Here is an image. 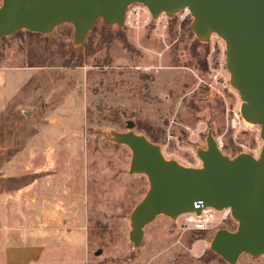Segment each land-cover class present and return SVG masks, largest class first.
<instances>
[{"label": "rangeland", "instance_id": "rangeland-1", "mask_svg": "<svg viewBox=\"0 0 264 264\" xmlns=\"http://www.w3.org/2000/svg\"><path fill=\"white\" fill-rule=\"evenodd\" d=\"M192 23L182 12L153 19L135 4L124 27L100 19L78 46L71 24L0 42V242L8 230L15 243L25 229L43 228L40 213L57 199L88 193L89 264H228L210 249L218 230L196 232L181 217H158L135 248L130 217L150 185L129 173L133 153L113 136L133 123L186 167L202 165L197 152L210 131L230 158H259L260 127L233 125L242 100L230 84L225 42L199 41ZM237 264H264V255L243 254Z\"/></svg>", "mask_w": 264, "mask_h": 264}, {"label": "water", "instance_id": "water-1", "mask_svg": "<svg viewBox=\"0 0 264 264\" xmlns=\"http://www.w3.org/2000/svg\"><path fill=\"white\" fill-rule=\"evenodd\" d=\"M135 4L145 6L153 19L189 9L199 41L217 35L225 42L230 84L242 100L243 118L260 127L263 147L259 158L246 153L230 158L210 131L207 149L197 152L202 166L193 168L167 160L161 146L133 131V123L129 132L114 133L133 153L129 173L145 175L150 185L131 214L130 240L140 248L147 226L160 216L178 220L204 208H230L238 228L218 230L211 251L228 264H237L243 254L264 255V0H3L0 42L21 31L50 35L71 24L78 46L100 19L106 27H124Z\"/></svg>", "mask_w": 264, "mask_h": 264}, {"label": "crops", "instance_id": "crops-1", "mask_svg": "<svg viewBox=\"0 0 264 264\" xmlns=\"http://www.w3.org/2000/svg\"><path fill=\"white\" fill-rule=\"evenodd\" d=\"M92 201L91 194L70 193L57 199V208L51 205L46 209L48 214L40 213L43 228L25 229L15 243H11L8 230L0 242V264H89L91 229L85 214Z\"/></svg>", "mask_w": 264, "mask_h": 264}, {"label": "built area", "instance_id": "built-area-1", "mask_svg": "<svg viewBox=\"0 0 264 264\" xmlns=\"http://www.w3.org/2000/svg\"><path fill=\"white\" fill-rule=\"evenodd\" d=\"M138 5H141V4H138ZM131 7L128 8L126 21H127V18H129V9ZM181 12L183 13L184 19L188 16H191V12L189 9H184ZM241 122H243L244 124L246 123V120L243 118L242 114L241 116L237 115L236 118L234 119V123H233L234 127H237L238 125H240ZM217 143L219 147L221 148L222 147L221 142L217 140ZM189 166L193 168H200L202 165H199V166L189 165ZM181 218L184 219L182 226L190 228L196 232L216 231V230H219L222 226H225L227 223H230V222L237 223L232 217V211L230 208H226L221 211L216 210L214 208H204L202 209L199 215L193 212V213H187L181 216Z\"/></svg>", "mask_w": 264, "mask_h": 264}, {"label": "trees", "instance_id": "trees-1", "mask_svg": "<svg viewBox=\"0 0 264 264\" xmlns=\"http://www.w3.org/2000/svg\"><path fill=\"white\" fill-rule=\"evenodd\" d=\"M27 33H28L29 35H31V36H40L39 34H34V33H30V32H27ZM20 34H21V32L17 33L16 35H20ZM3 40H4V39H3ZM204 65H205V68H207V63H205ZM199 240H203V238L200 237ZM208 253H211V251H210V250H206L205 253H204V255H203L201 258H203L204 256H206ZM201 258H200V259H201Z\"/></svg>", "mask_w": 264, "mask_h": 264}]
</instances>
